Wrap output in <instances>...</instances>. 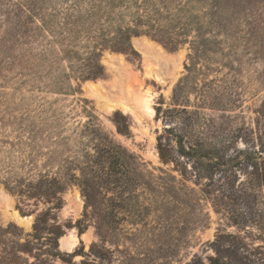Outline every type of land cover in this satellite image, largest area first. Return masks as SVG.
Segmentation results:
<instances>
[{
  "label": "rangeland",
  "instance_id": "1",
  "mask_svg": "<svg viewBox=\"0 0 264 264\" xmlns=\"http://www.w3.org/2000/svg\"><path fill=\"white\" fill-rule=\"evenodd\" d=\"M53 1L102 74L0 0V264H264V0Z\"/></svg>",
  "mask_w": 264,
  "mask_h": 264
},
{
  "label": "trees",
  "instance_id": "2",
  "mask_svg": "<svg viewBox=\"0 0 264 264\" xmlns=\"http://www.w3.org/2000/svg\"><path fill=\"white\" fill-rule=\"evenodd\" d=\"M34 1V0H33ZM32 0H23V3L18 2L13 4L16 13H15V18L16 20L19 22V28H17V32L18 33V37L20 38V41L23 40H28L29 42L25 43L22 42L21 43V48L23 49L20 50V56H19V60H17V65L20 68V70L22 71V73H29L32 76V79L35 81V79H37V77L39 76V72H34L33 71V67L35 66L36 62H33L31 60L35 59V57L37 56V54H44L45 52H47V50H49V47L53 45V49L51 48V51H55L54 50V45L57 44V46H59V53L63 56L65 55V50L67 48V46H70L69 42H65V40H61L59 41H55L54 39L56 38V36L53 35V33H55V28L58 26L56 24V22L54 21L56 18V15L53 13L55 10H53L52 5H54V1L53 0H48V2H44L41 4L44 6H39L36 5V3H34ZM87 5V4H86ZM104 6V5H103ZM101 8V6L96 5L95 3H90L87 6V10L88 12H90L91 14L94 15H99V14H106L104 17V23L105 25H108L109 22H107V16L109 15L108 13H110V9L106 6L103 8ZM46 10V11H44ZM49 11V12H48ZM37 15H42V18L40 19L39 16ZM92 15V16H93ZM40 19V20H39ZM38 23V24H37ZM43 23V24H42ZM32 26V27H28ZM57 25V26H56ZM95 25V24H94ZM98 30V32L101 29H104L103 25H99L98 28H96ZM91 39V38H90ZM46 40V42L48 43V45L46 46L47 48L44 49L43 47V42ZM31 41H35L38 42V49L40 48L41 50H43L40 53H34V50L28 47L31 43ZM86 49V48H85ZM56 52V51H55ZM76 53H70L68 54L66 57V59H68L69 63L68 65H64L63 68L66 69V71H71L73 69L74 71H80L81 73H88L89 76L91 77H98L102 74V68L100 67V65L98 64V60L96 58H92L90 59V56L87 58L89 60L88 64L83 66V68L77 66V65H73V60H69V59H74L75 62H80L81 60L77 59L75 57ZM86 54H90V52L85 51V55ZM77 55V54H76ZM30 59V60H29ZM91 62V63H90ZM46 65L44 66V79L45 81L53 82V84H55V72L53 70V66H55L56 70L60 72L61 75H63L62 77H66V74H64V70L62 68V66H58V64L56 63V59H52L48 61L46 60ZM85 71V72H84ZM33 81V82H34ZM60 82V81H59Z\"/></svg>",
  "mask_w": 264,
  "mask_h": 264
},
{
  "label": "bare ground",
  "instance_id": "3",
  "mask_svg": "<svg viewBox=\"0 0 264 264\" xmlns=\"http://www.w3.org/2000/svg\"><path fill=\"white\" fill-rule=\"evenodd\" d=\"M147 107V106H146Z\"/></svg>",
  "mask_w": 264,
  "mask_h": 264
}]
</instances>
